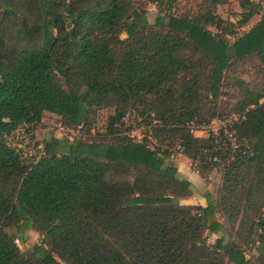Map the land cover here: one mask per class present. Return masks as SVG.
<instances>
[{
  "label": "trees",
  "instance_id": "1",
  "mask_svg": "<svg viewBox=\"0 0 264 264\" xmlns=\"http://www.w3.org/2000/svg\"><path fill=\"white\" fill-rule=\"evenodd\" d=\"M3 2L8 17L15 0ZM174 2L33 0L41 24L23 26L39 45L11 48L0 30V264H264V0H241L237 23L215 13L223 0L196 15ZM147 3L167 6L155 24ZM246 60L257 62L254 84L237 71ZM106 108L111 142L53 138L36 163L10 144L46 113L90 131ZM128 112L141 140L123 134ZM233 115L237 148L194 133ZM175 153L203 178L221 173L205 207L181 203L193 186L169 162ZM12 227L41 236L31 255ZM210 233L228 237L210 244Z\"/></svg>",
  "mask_w": 264,
  "mask_h": 264
},
{
  "label": "rangeland",
  "instance_id": "2",
  "mask_svg": "<svg viewBox=\"0 0 264 264\" xmlns=\"http://www.w3.org/2000/svg\"><path fill=\"white\" fill-rule=\"evenodd\" d=\"M33 0H15L14 4H11V9L13 10L12 15L4 17L5 6L3 0H0V30L3 33L5 42L11 48H22V47H33L41 43V36L39 35H28L23 26V20L28 19L30 22V28L41 24L42 15L39 10H31L30 5ZM224 2L220 5L214 6V11L217 15L226 21H231L232 23H237L240 19V14L242 9L240 7L241 0H223ZM207 5V0H175L173 5V12L176 14H186L191 15L199 14L204 10ZM147 17L151 24H155L157 15H165L167 11V6L165 5H155L152 3H147ZM259 16L255 17L248 26L239 29V33L247 31L250 29L258 20ZM211 31L217 32L215 28L211 27ZM124 37V36H123ZM257 62L255 60H246L238 63L237 71L241 74V77L249 83H256L258 81L256 70ZM236 90H232L231 94L235 95ZM235 102V100H234ZM264 102V100H262ZM115 114L114 108H106L98 110L93 118V127L90 131L87 129H73V134L64 135V133H59L58 128L60 125L64 126L61 118L54 114L46 113L44 114V119L41 125H39L34 131L29 127L25 126L18 130V136H30L35 139L38 143L44 144L46 141H50L53 138H58L66 141H73L74 139H80L83 141H99V142H111L112 138L107 135V126L110 118ZM139 121L135 114L128 112L124 123L123 134L134 135L135 137L141 138L146 135L145 129L139 125ZM211 128H201L195 131V135L198 137H206L208 131ZM19 138V140H21ZM181 154L175 153V158L170 159V163L174 164L175 160L180 158ZM30 161V158L27 162ZM187 165L194 171H198L199 164L193 163L190 159L187 161ZM199 172V171H198ZM221 173L218 170H210L207 172L203 179L204 190L202 191V196L207 193H211L214 197L217 196L220 185H221ZM181 203H186V201H181ZM8 233L16 238V242L19 245L20 250L24 255L29 256L33 252V248L36 245L41 244V236L34 230L19 231L17 228L12 227L8 229ZM224 236L228 237L226 233L220 234H209L208 241L210 244H214L218 237ZM255 253V252H253Z\"/></svg>",
  "mask_w": 264,
  "mask_h": 264
},
{
  "label": "built area",
  "instance_id": "3",
  "mask_svg": "<svg viewBox=\"0 0 264 264\" xmlns=\"http://www.w3.org/2000/svg\"><path fill=\"white\" fill-rule=\"evenodd\" d=\"M256 3H259V0H253ZM238 119L237 115H233L231 118L227 120H221V119H214L212 120L208 125L202 126L200 128L195 129H201V128H211L212 130L208 131V134L206 137L213 135L215 137H221L222 135L229 141L232 148H237V137L235 134L231 131L230 127L234 121ZM73 129L65 127L60 125L58 128L59 133H64V135L73 134ZM194 131V133H195ZM18 131H16L10 138V144L14 146L22 155L23 159L26 161L30 158V161L28 163H36L39 161L43 155L45 154V146L44 144L38 143L35 139H33L30 136H22L21 138L18 136ZM132 137L136 138L137 140H141L143 137L138 138L134 135H131ZM19 138L21 140H19ZM179 149V148H178ZM175 155L171 156V159H174Z\"/></svg>",
  "mask_w": 264,
  "mask_h": 264
},
{
  "label": "crops",
  "instance_id": "4",
  "mask_svg": "<svg viewBox=\"0 0 264 264\" xmlns=\"http://www.w3.org/2000/svg\"><path fill=\"white\" fill-rule=\"evenodd\" d=\"M187 161H189V159L184 155H180V158L174 161V165L178 168L179 176L189 180L193 186V196L188 200H184L186 203L183 204L205 207L206 198L201 194L204 190L205 183L197 171H194L188 167Z\"/></svg>",
  "mask_w": 264,
  "mask_h": 264
},
{
  "label": "water",
  "instance_id": "5",
  "mask_svg": "<svg viewBox=\"0 0 264 264\" xmlns=\"http://www.w3.org/2000/svg\"><path fill=\"white\" fill-rule=\"evenodd\" d=\"M227 55L230 59H233L237 56L235 47L233 45H231L228 50H227Z\"/></svg>",
  "mask_w": 264,
  "mask_h": 264
}]
</instances>
